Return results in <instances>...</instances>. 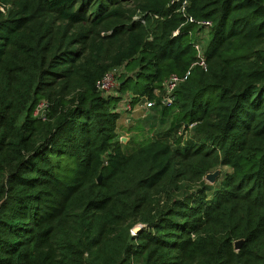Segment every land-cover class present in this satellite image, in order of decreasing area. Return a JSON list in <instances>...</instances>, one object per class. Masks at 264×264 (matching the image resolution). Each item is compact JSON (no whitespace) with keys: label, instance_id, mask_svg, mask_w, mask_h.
I'll list each match as a JSON object with an SVG mask.
<instances>
[{"label":"trees","instance_id":"1","mask_svg":"<svg viewBox=\"0 0 264 264\" xmlns=\"http://www.w3.org/2000/svg\"><path fill=\"white\" fill-rule=\"evenodd\" d=\"M183 1L0 0V264H264V0Z\"/></svg>","mask_w":264,"mask_h":264},{"label":"built area","instance_id":"2","mask_svg":"<svg viewBox=\"0 0 264 264\" xmlns=\"http://www.w3.org/2000/svg\"><path fill=\"white\" fill-rule=\"evenodd\" d=\"M180 1H183V0H172V3L175 4ZM187 4H188V0H184L183 5L181 7V11L184 13H185V6ZM0 9L1 11L2 10L4 11L3 7H0ZM140 18L141 16L137 17V19H140ZM189 22L194 24L195 26L194 33L190 32L189 34H191L192 36L196 35V39L193 42V47L195 50V54H197V62H195L193 66L198 65L200 67L206 68L207 67V54H205V52H206L207 41L209 38L208 33H209V30L213 27V22L208 19L197 20L192 16L189 17ZM178 34H179V30H176L174 32V35H178ZM124 69L125 68L122 67V68H117V69L108 71L104 75L103 79L100 82H98L97 84L98 90L104 93H111L118 86L120 75L122 74V72L125 71ZM189 73L190 72L188 71L185 73V75H182V76L173 73L164 81L162 91H156V94L161 96L162 103L166 105H172L174 103V100H175L174 92L179 87V85L189 77L190 75ZM128 101L129 100L123 101V103L121 104V109H120L121 113L133 110V106H131L130 102ZM155 103H156L155 101H151L147 98L145 107L149 109L152 106H154ZM45 105H46V102H43L37 109L36 114L42 111ZM132 233H135V232L132 231Z\"/></svg>","mask_w":264,"mask_h":264},{"label":"crops","instance_id":"3","mask_svg":"<svg viewBox=\"0 0 264 264\" xmlns=\"http://www.w3.org/2000/svg\"><path fill=\"white\" fill-rule=\"evenodd\" d=\"M125 70V69H124ZM146 104V100H143V102H140L138 104H136L135 106H133V110L132 111H127V112H123L121 113L122 117L118 123V134L122 137H124V135H127L129 133H131V131H133L132 129L134 128V126H136V119H133L134 116H137V112L139 113V111H144L147 110L149 111L147 114H144L143 116V120L142 123H146L145 118L148 117L149 115H153L155 114L156 110L154 107H151L149 109H147L145 107ZM133 116V117H132ZM139 122V121H138ZM148 128V127H146Z\"/></svg>","mask_w":264,"mask_h":264},{"label":"water","instance_id":"4","mask_svg":"<svg viewBox=\"0 0 264 264\" xmlns=\"http://www.w3.org/2000/svg\"><path fill=\"white\" fill-rule=\"evenodd\" d=\"M122 143H127L129 141V137H127L126 135H124V137L121 138ZM222 174V169L221 168H217L214 171L208 172L205 176V179L207 182H209L210 184H215L218 181V178L221 176ZM102 180V176H100L99 178V182ZM139 229H141V225H137L136 227L133 228V232H137ZM243 240H236L234 242V248L236 251H238L242 244H243Z\"/></svg>","mask_w":264,"mask_h":264},{"label":"rangeland","instance_id":"5","mask_svg":"<svg viewBox=\"0 0 264 264\" xmlns=\"http://www.w3.org/2000/svg\"><path fill=\"white\" fill-rule=\"evenodd\" d=\"M3 9H4V7H3ZM4 11H5V9H4ZM132 84H133V82H132ZM130 111H132V110H130ZM146 112L148 113L149 111H147V110L139 111V113L137 112L138 117L137 116H134V117L132 116L133 119H136L137 118V120H136V124H135L136 126H134V128L132 129L133 131H131V133H129V134L126 135L127 137H129V140H130V137H134L135 136V134L137 133L136 130H138L139 128L144 129V127H146L145 123L143 124L142 121H141V120H143L144 114H147ZM189 130H190V128H189ZM182 133L184 134L185 137H187V136L190 135V131H183ZM139 138H142V135ZM136 139H138V138H136ZM133 145H134V143L131 144L129 148L132 149L133 148ZM224 170L229 171L230 168L224 166Z\"/></svg>","mask_w":264,"mask_h":264}]
</instances>
